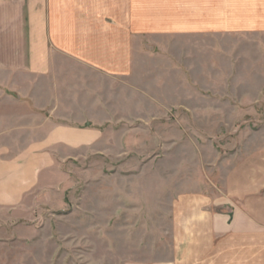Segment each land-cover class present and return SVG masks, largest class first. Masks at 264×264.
<instances>
[{
	"label": "rangeland",
	"instance_id": "obj_1",
	"mask_svg": "<svg viewBox=\"0 0 264 264\" xmlns=\"http://www.w3.org/2000/svg\"><path fill=\"white\" fill-rule=\"evenodd\" d=\"M191 39L169 38V44L182 47L167 53L154 44L156 54L149 60L183 61V67L137 66L130 105L127 86L120 84L119 110L94 108L90 117H71L78 126H97L102 136L75 149L56 148L60 163L53 187L63 191L54 196L56 206L42 198L37 206L42 208L35 210V221L43 226L35 248L39 264H115L116 255L121 264L130 257L175 258L177 249L182 254L189 248L186 240L175 244V235L183 237L189 229L173 222L190 220L183 205L196 197L221 195L239 202L230 204L232 219L242 208L264 222V30ZM101 74L58 68L50 87L59 86L60 77L87 76L91 92L103 88L98 96L110 97L117 85ZM18 78L26 95L22 101L15 99L16 90L0 86L10 94L0 95V140L15 150L19 143L43 139L52 125L69 118L51 115L64 107L44 108L47 100H32L30 79ZM89 95H83L87 101L68 102L69 107L88 102ZM75 206L81 212L67 218Z\"/></svg>",
	"mask_w": 264,
	"mask_h": 264
},
{
	"label": "crops",
	"instance_id": "obj_2",
	"mask_svg": "<svg viewBox=\"0 0 264 264\" xmlns=\"http://www.w3.org/2000/svg\"><path fill=\"white\" fill-rule=\"evenodd\" d=\"M260 30H264V0H0V86L16 90L15 99L22 101L26 95L18 76H26L32 100H47L42 103L46 109L52 103L63 106V111L51 115L69 117L66 123L52 125L43 139L19 143L18 150L0 140V264H39L35 248L41 244L43 226L36 223L35 210L42 208H37L42 198L52 205L54 196L63 191L53 187L60 163L56 148L71 150L101 140L97 126H78L72 116L90 117L95 115L94 108L119 110L120 84L127 86L130 105V93L136 92L137 66L183 67V61L149 60L155 53L154 44L167 53L182 47L169 44L172 37L197 41L201 35ZM68 67L102 73L105 82L117 85V92L111 89L110 97L100 98L103 88L91 92L88 86L93 82L87 76L60 77L59 86L51 89L56 84L51 78L54 71ZM46 78L48 89L43 87ZM85 93L90 94L88 102L69 107L70 101H87ZM85 192L82 201L88 190ZM196 198L183 205L190 220L173 222L178 229L180 224L189 229V234L181 232L183 237L175 235V244L186 240L189 248L182 254L177 249L175 258L156 262L151 257H130L122 264H184L188 259L191 264H264L263 221L242 208L232 219L233 200L221 195L204 201ZM57 204L67 208L63 200ZM67 211V218H74L80 210L75 206ZM115 258V264H121L120 257Z\"/></svg>",
	"mask_w": 264,
	"mask_h": 264
}]
</instances>
